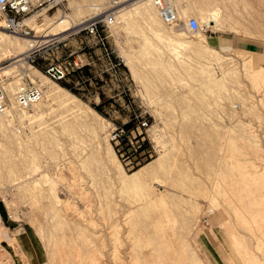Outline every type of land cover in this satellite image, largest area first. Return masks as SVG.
I'll use <instances>...</instances> for the list:
<instances>
[{
  "label": "rangeland",
  "instance_id": "374dc122",
  "mask_svg": "<svg viewBox=\"0 0 264 264\" xmlns=\"http://www.w3.org/2000/svg\"><path fill=\"white\" fill-rule=\"evenodd\" d=\"M107 1L111 4L130 5L138 0ZM174 3L179 12L178 23L171 28L164 26V29L178 31L174 38L180 40L181 44L176 45L151 36L141 22L123 26L124 28L111 26L106 29V43L112 53V61H118L119 65L114 66L107 76H103V81L97 84L95 81H82L88 78L89 73L82 80L70 75L72 59L88 51L83 49L79 37L74 35V31L82 24L66 32L62 37L63 42L58 46H49L43 53L47 60L41 58V62L66 61V79L53 82L76 96L83 103L81 105L93 110L108 124H102V128H98V118L87 111L90 123L97 127L93 133L54 104L53 110L29 121L20 118L21 111L14 108L13 118H8L11 120L9 127H0V216L6 226L2 227L3 235L8 236V242L12 243L5 245L3 241L0 242V246L6 250L1 257L5 254L9 258L5 264H58L60 258L64 260L69 255L72 247L73 253L68 259H80L81 255L79 258L75 256L79 253L76 251L78 246L73 241L75 231L72 227L74 228V223L86 224V221L84 235L88 237L94 232L97 244L104 245L101 255L97 254L99 261L90 264H114L110 253L115 246L121 258H124L121 263L133 264L130 260L133 257L130 256L132 246L140 239L144 244L137 249L151 251L152 245L148 242L150 235L154 233L150 225H147L155 222V218H165L158 202L145 204L154 194L151 190L160 192L164 189L169 195L189 197L186 192L172 187L169 178H179L184 182H187V178H247L253 189H262L259 186L264 183V102L261 101L264 81L260 76L257 81L247 76L245 63L249 54L214 48L206 37L229 34L264 44V0H174ZM212 8L219 10V19L224 28L208 25L207 33L200 35L225 60L219 64H211V73L223 78V82L209 88L202 84L200 86L198 78L192 76L191 68L198 66L197 61L200 60L184 48L182 43L196 40L197 35L185 29L184 21L194 17L200 22L199 16ZM182 9L184 12H181ZM57 12L59 15L72 12L68 0L62 6L42 13L35 19L39 21L44 16L51 18ZM34 25L35 23L32 24ZM139 29L143 31L140 32ZM34 34L39 38L28 40L51 37H40L44 34L42 30H35ZM27 49L24 45L19 52L11 53L0 62V72L14 66L11 74H0V84L12 104L13 96L9 92L8 82H12L15 89L22 82H32L31 78L38 81L33 70L43 74L25 60ZM90 51L98 52V49ZM70 52H73L72 56H68ZM124 57L128 59L127 63ZM15 60L19 62L12 64ZM253 60L264 67V56L253 57ZM130 67L135 69V76L131 75ZM41 101L45 103L44 99ZM101 101L104 103L101 104ZM98 105L99 110H96ZM27 111L29 114L34 113L33 108ZM132 113L137 115L135 127L139 121L147 122V127L140 129V134L135 129L134 135L143 137L151 154L146 159L129 165L117 153L110 134L117 125L127 122ZM107 144L126 172L136 170L166 149L168 154L165 169L158 176L167 177L168 183L163 185L154 182L151 190L145 184L120 189L114 176L112 177L113 171L108 170L105 165ZM40 171L50 177L49 182L39 179ZM32 178L38 179L37 192L45 189L41 191L44 195L41 196L40 192L37 194L36 190H28L25 182ZM42 181L49 184H43ZM46 192L51 193L47 195ZM55 196L61 202L55 203ZM217 198L220 202V198ZM193 200L199 203L195 206L198 210H195L196 218L190 222L191 229L187 231L189 235L186 234L188 244L184 255L176 246L180 257H187L189 264H194V257L200 258L203 264H244L241 259L246 258L248 253L249 258H260V262L256 258L257 264H264V245L260 246L261 241H256L248 229L236 223L235 216L231 210L228 211L226 204L217 206L200 196ZM56 210H62L60 212L65 214L68 221L65 228L56 227L57 219L53 217ZM176 214L172 210L169 215L173 217ZM61 234L66 236L63 240ZM235 234L236 237L237 234L240 235L237 238L244 242L243 245L248 250L252 248L250 251L241 249V255L244 253L241 257L231 247L230 239L234 243ZM115 237H119L118 243L114 241ZM245 240H251L252 245ZM167 255L168 253L164 255L165 258ZM60 264H66V261Z\"/></svg>",
  "mask_w": 264,
  "mask_h": 264
},
{
  "label": "bare ground",
  "instance_id": "6f19581e",
  "mask_svg": "<svg viewBox=\"0 0 264 264\" xmlns=\"http://www.w3.org/2000/svg\"><path fill=\"white\" fill-rule=\"evenodd\" d=\"M172 2H174V0H172ZM68 4L72 9V12L70 14L59 15V13L57 12L54 17L50 18V17L44 16L43 19H41L39 21H36V19H35L36 17L33 18L32 24L35 23L33 28L37 31L42 30L44 32V34L41 35L40 37L44 38V37L52 36L53 39L54 38L60 39V38L65 36L66 32H68L69 30L78 26L79 24H83V23L87 22V20L94 18L96 16L103 15L105 12H107L111 9H116V10H112L114 12L115 18H116V21H115L114 25H112V27L113 26H114V28H115V26L116 27L117 26L123 27V26H128L130 24H138L139 22H141L142 24H144V26L146 28L145 29L146 32H148L151 36L156 37L157 39H160V40H167L170 43H176V45L181 44L179 42L180 40L174 38V35L178 34V31L174 32V31H169V30L164 29V26H166V25H164L163 22L158 17L157 12H156V10H155V8L152 5L150 0H138L137 2L131 3L130 5H127L125 3L111 4L107 0H68ZM100 5H103V6L101 7ZM105 5L107 7H105ZM182 11L184 12V9H182L181 12ZM218 11L219 10H216L213 8L209 9L207 12L205 11V13H203L202 15L199 16L200 22L206 23L207 25L215 26L216 28L222 27V25H224V24L219 19V12ZM178 13L179 12L177 9V15H178ZM121 23H122V25H121ZM1 27L4 31L1 29ZM1 27H0V62L3 61V59L8 58L11 53L19 52L21 50L22 46L25 45L28 48L27 50H29L32 48L33 44L40 42L39 39H33V40L29 39L28 40V38H23L20 36H16L14 34H10L3 28L2 23H1ZM169 28H171V27H169ZM223 28L224 27H222V29ZM129 29L136 30L133 27H131V28L129 27ZM139 31L142 32L143 30L139 29ZM33 38H39V37L35 36ZM182 46L184 48H186L187 50H189L191 53L195 54L199 58V60L201 61V62L197 61L198 66H196L195 68H191L192 69V76H195L196 78H198V80L200 82V86L202 84L203 86H208L209 88H211V87L219 86L223 82V78L214 76V73H211L212 72L211 64L214 65V64H219L221 62H224L225 58H223V56H221L217 51H215V49H213V47L208 45L206 43L205 39L203 37H201L200 34L196 35V40L184 42V43H182ZM26 55H27V52H26ZM26 55H25V57H26ZM16 56H14V57H16ZM124 59L127 63L128 59L126 57H124ZM18 62H19V60H15L12 64H14V63L16 64ZM20 64L21 63H19V65ZM26 66H28V65H26ZM245 67H246L245 69L247 71V76L252 78L254 81H257L258 76H260L264 81V68L257 67L254 64V62L252 61L251 57H249L247 59V62L245 63ZM13 69H14V66L10 67L8 69H5L4 71H1L0 74L7 76L9 73L11 74L10 71ZM129 71H130L132 76L136 75L135 69L133 67H130ZM33 72H35L36 77H38V81L33 79V78H31V81L33 83H38V85L40 87H42V99L41 100L44 99L45 103H43L40 100L39 102H37L36 104L31 106V108H33V110H34L33 114H29L27 110H22L21 112L18 110L20 112L19 113L20 114L19 116H21L20 118H25L28 121L32 120V118H40L46 114V111L53 110L52 105L56 104L57 107L62 108L66 112H68L74 120H77L78 121L77 123L81 124L82 126H84L87 129L89 128V130H91L93 133L95 132V129L97 127L95 126L96 127L95 128L92 125V122L90 123V118L87 115V111H90L92 114H94L96 116V118H98L97 121H99V123H100L98 128L101 129L102 124H108L98 114L94 113L93 110L89 109L88 107H84L85 105L84 106L81 105L83 103H81V101L76 96H74L73 94L68 92V90L62 88L61 86H59L55 82L50 81L45 75L37 72V70L36 71L33 70ZM18 79H20V78H18ZM16 81L17 80H15V82ZM49 82H51V83H49ZM8 89H9L10 94L13 96V94H14L13 92L15 89H14V86H12V82H8ZM261 101L264 102V94L261 98ZM12 105H13V108L16 109L14 101H13ZM8 118L9 117L0 116V127L4 128V129H7L9 127L11 120ZM12 118H13V116H12ZM20 118H19V120H20ZM25 119H23V120L25 121ZM5 122H7V123H5ZM93 124H94V122H93ZM47 139L50 140V138H47ZM106 149H107V152L105 153L106 155L104 158L106 159L107 162L105 163V165L108 168V170L113 171L112 177L114 176L113 178H114L115 182L117 183V185L120 189L136 188V187H140L141 184H145L148 187V189L151 190V188H153L152 184L154 182H159L160 184L164 185V184L168 183V181H169L170 185L172 187L177 188L180 191L186 192L189 195L188 198H185L182 195H172V194L169 195L168 193H166V190H164V189L161 190L160 192L151 190V192L152 193L154 192V194L152 195V197H149V199H147L145 204L150 205V204L158 202L160 204V207H161L160 211H162L163 215H165L164 216L165 218H163V219L162 218H155L156 219L155 222H151V224L149 223L147 225V226L150 225V227L152 229V233H154V234L150 235V239H149L150 242H148V244L152 245L151 251L138 250L137 248L143 246L144 243H142L141 242L142 240L140 241V239H137V242L135 241L136 243L132 246V249H131V250H133V252L130 255V256H133L132 259H130L133 262V264H189L187 257H185V256L180 257L178 255L179 252L176 249V246H178L181 249V250L180 249L179 250L182 251V253L184 255V249L187 247V244H188L186 234H187V231L191 229L190 228V222L196 218V211L198 210V208H196V207L199 205V203H197L196 200H193V198H197L199 196L206 198V200L209 199L210 200L209 202L214 203L217 206H222V205L226 204L229 208L228 211L231 210V212L235 216V221H237L236 223L243 226L245 229H248L247 231H249V232H251V234H253V238L255 236V238L257 239L256 241H261L262 244H260V246L264 245V183H262V186H259V187H262V189H260V188L253 189L251 187V183L249 182V180L247 178H207V179L205 178L206 180L202 179V178H187V182H184L183 180H181L179 178H177V179L176 178L175 179L169 178L167 181V179H166L167 177L166 178H160L158 176V173L161 171H164V169H165L166 158H167V154H168V151H166V149H163V151H161L158 154V156L153 158L151 161L145 163L144 165L140 166L139 168H137L136 170H133L131 172H126L123 170L122 166L118 162V160H117V158H116V156H115V154H114V152H113V150L109 144H107ZM73 174H75V173H73ZM38 175L40 177L39 179H42L45 182L50 179V177L46 173H44L43 171H40L38 173ZM37 180L35 178L34 179L32 178L31 181H28V182L26 181L27 183L25 182V184H27V188L29 191L34 190L32 192H35V190H36V193L38 194L40 192L39 194H41V196H42V195H44V192H41V191H44L45 189L41 190V191L38 190L39 192H37V188L39 187V186L37 187V185L39 184ZM263 180H264V178H263ZM23 182H24V180H23ZM45 182H43V184ZM22 183H21V185H25ZM45 184L48 185L49 183L48 184L45 183ZM50 193L46 192L47 195ZM85 194H87V193H85ZM217 197L220 198V202L217 200L218 199ZM55 198H57V199H54V200H56L55 203L61 202V200L58 198V196H55ZM51 201L53 202V199ZM50 205H51V203H50ZM51 207H52V205H51ZM143 207H145V206H143ZM141 208H142V206H141ZM172 210L176 211V213H177L176 216L172 215L173 217H171L169 215ZM223 210H226V209H222V211ZM53 211H55V210H53ZM60 211H62V210H60ZM60 211L56 210L55 214H53V217L55 219H57L56 220V227L62 229V228H65L67 226L68 221H67L65 214H62V212H60ZM224 213H226V212L224 211ZM227 214H229V213H227ZM89 221H91V220H88V222ZM83 222H84V220H83ZM86 224H87V221H86ZM86 224L81 223V222H79V223L77 222V223H74V228L72 227V229L75 231L73 241L76 242V245L78 246L76 251H77V253H79L78 255H75V256L78 257L81 255L80 259H78V260L75 258L74 259H68L69 256L72 255V253H73V251H72V249H74L73 247H72V249L68 248L69 249V252H68L69 255L67 254L66 258H65V256L60 255L61 249H62L61 248V249H59L60 254L59 253L58 254L60 256L64 257L65 259L61 260V258H60L61 262H59L60 261L59 260L58 264L62 263L63 261L64 262L66 261V264H67V262H69V263H75L76 262L77 264H90V262H95L96 260L99 261L97 259L98 258L97 254L101 255V253H102L101 248L104 245L102 243H101V245H100V243H99V245L97 244V242H96L97 241V237H96L97 235H95L94 232H92V234L90 233V235H88V237L86 235H84V233H85L84 230H85ZM70 225H71V223H70ZM115 225L116 224H114V226ZM144 228H147V227L145 226ZM72 229H69V230H72ZM241 229H242V227H241ZM166 232H168V234H166ZM38 233H39V231H38ZM187 235H189V234H187ZM244 236H246L245 233H244ZM247 236L249 237V235H247ZM65 237L63 234H61L62 240ZM237 237H240V235L237 234ZM237 237L235 234L234 239H233L234 243H232L231 239H230V243H231V247L234 249V251L236 253L240 254V257H241L244 254V253H242V255H241V252H242L241 249H243V251H244L245 248L247 249V247H245L246 245L245 244L243 245L244 242H242V240L240 238H237ZM99 240L102 241L101 238ZM114 241L118 243L119 237H115ZM250 241L249 240L246 241L247 244H248V242L250 243ZM61 242H64V241H61ZM58 244H60V243H58ZM65 244L63 246L64 250H65ZM242 245L244 246V248H242L243 247ZM71 246H72V244H71ZM253 246H255V245H253ZM59 247H62V246H59ZM248 247H250V246L248 245ZM250 249H252V248H250ZM250 249L249 250L247 249V251H250ZM256 249L258 250V246H256ZM262 249H264L263 246H262ZM55 251L57 253V250H55ZM62 252H64V251H62ZM252 252L253 251H251V253ZM64 253H67V252H64ZM166 253H168V255L165 258L164 255ZM262 253L261 254L264 255V251H262ZM111 254L113 255V258H112L113 261L112 262L114 264H120L124 259V258H121V256L119 255L120 253H119V250L116 246L113 249V251L110 253V255ZM249 257L250 256L248 255V253L246 254V258L242 257L241 260L244 261V264H257L258 262H260L259 261L260 258L258 259V257H256L258 262L256 261V258L251 257L252 258L251 259ZM131 261H130V263H131ZM24 262H26V261H24ZM193 263L194 264H203L201 259L197 258V257L196 258L194 257ZM23 264H25V263H23ZM121 264H124V263H121Z\"/></svg>",
  "mask_w": 264,
  "mask_h": 264
},
{
  "label": "built area",
  "instance_id": "2783aa9c",
  "mask_svg": "<svg viewBox=\"0 0 264 264\" xmlns=\"http://www.w3.org/2000/svg\"><path fill=\"white\" fill-rule=\"evenodd\" d=\"M65 0H0V22L3 28L10 34L18 35L24 38L35 37V30L32 26L33 18L40 14L48 12L54 8L62 6ZM154 6L160 20L167 27L176 26L178 23L177 6L172 0H150ZM116 21L115 14L112 10L105 12L103 15L96 16L87 20L82 26L74 31V35L79 37V43L83 49H88L87 53L77 55L71 61V69L79 71L86 67L91 74L87 78L89 83L99 79L103 81V76H107L114 66H118L119 62L112 61V53L108 49L106 43V29L114 25ZM185 29L191 34H206L208 25L199 23L194 17H189L184 21ZM83 36V38L81 37ZM33 40V39H30ZM62 39H41L39 43L33 44L32 48L27 51L25 60L35 69L45 74L50 80L61 82L65 80L68 73L66 72L65 63L59 62H41V58L47 60L43 53L49 46L62 43ZM93 48L99 49V53L91 52ZM81 49V47H80ZM70 52L68 56H72ZM94 79V80H93ZM95 83H97L95 81ZM42 99V88L33 82H22L14 91L13 101L16 109L19 111L28 110ZM12 102L8 100L6 92L2 84H0V116L12 118L13 114ZM135 115V122H136ZM147 122L139 121L138 125L131 130H126L123 124L117 125L110 134V140L115 143V148L119 156L126 161L127 164L133 165L143 158L150 156L151 151L149 145L145 150L138 151L141 143L145 142L143 137L136 136L135 129L140 134V129H145ZM141 138V140H139ZM135 143V144H134ZM147 143V142H146ZM5 227L4 220L0 216V242H2V233ZM4 248L0 246V264L7 262L6 257H1Z\"/></svg>",
  "mask_w": 264,
  "mask_h": 264
},
{
  "label": "crops",
  "instance_id": "0c3cea01",
  "mask_svg": "<svg viewBox=\"0 0 264 264\" xmlns=\"http://www.w3.org/2000/svg\"><path fill=\"white\" fill-rule=\"evenodd\" d=\"M206 39L208 43L212 45L214 48L223 49V50L230 49V50H233L239 53L249 54L254 64L257 67H262V66H259L256 61L253 60V57L257 58V57L264 56V44L261 43L260 41H256V40H252V39L240 37V36L229 35V34H226V35H214L213 34V35H210V37H206ZM95 53H99V49H98V52L96 51ZM7 238L8 236L3 235V243L5 245H8L9 243H11V241L8 242ZM4 253H6L5 248H4ZM4 255L2 256L6 257L9 261V258Z\"/></svg>",
  "mask_w": 264,
  "mask_h": 264
},
{
  "label": "trees",
  "instance_id": "16d2710c",
  "mask_svg": "<svg viewBox=\"0 0 264 264\" xmlns=\"http://www.w3.org/2000/svg\"><path fill=\"white\" fill-rule=\"evenodd\" d=\"M112 58H113V56H112ZM114 61H115V59H114ZM115 62H116V61H115ZM88 73H89V72H88L87 68H86V67H83V68H82L81 70H79V71H73V70H71L70 75L75 76L76 78L81 79V78H83V77L86 78V75H87ZM90 76H91V74L89 73L88 77H90ZM81 80H82V79H81ZM93 80H94V79H93ZM82 81H84V82H88V81H87V78L84 79V80H82ZM94 81L99 82V80H94ZM96 84H97V83H96ZM100 99H103V97L100 96ZM103 103H104V101H101V104H103ZM99 107H100V106L98 105V106L95 107V109H96V110H99ZM135 114H136V113H132V114L130 115L129 120H128L127 122L123 123V127H124L126 130H128V131L135 127V126H134V125H135ZM146 147H147V143H146V142H143V143H141L140 148H139L138 151L145 150Z\"/></svg>",
  "mask_w": 264,
  "mask_h": 264
}]
</instances>
